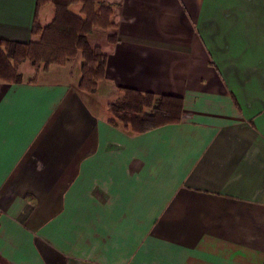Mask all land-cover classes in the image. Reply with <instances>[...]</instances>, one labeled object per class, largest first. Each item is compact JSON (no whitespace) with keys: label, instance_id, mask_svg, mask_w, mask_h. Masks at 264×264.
Wrapping results in <instances>:
<instances>
[{"label":"crops","instance_id":"1","mask_svg":"<svg viewBox=\"0 0 264 264\" xmlns=\"http://www.w3.org/2000/svg\"><path fill=\"white\" fill-rule=\"evenodd\" d=\"M104 2L96 95L0 81V264H264V0ZM35 9L0 0V39L32 41ZM120 89L181 121L110 124Z\"/></svg>","mask_w":264,"mask_h":264},{"label":"trees","instance_id":"2","mask_svg":"<svg viewBox=\"0 0 264 264\" xmlns=\"http://www.w3.org/2000/svg\"><path fill=\"white\" fill-rule=\"evenodd\" d=\"M43 3L54 6V18L42 28L38 23V12ZM74 5H80L78 12L71 9ZM112 14V6L104 0H36L31 33L40 35L39 40L24 43L0 39V81L22 82L17 71L22 61L29 60L32 66L41 63L48 67L62 65L80 53L82 62L77 87L82 92L94 93L98 82L105 78L107 56L99 46L89 44L88 35L93 29L114 27ZM115 40L114 35L108 36L109 42ZM120 91V100L108 105L112 125L120 124L131 132L142 133L182 119V97L141 94L131 89Z\"/></svg>","mask_w":264,"mask_h":264},{"label":"rangeland","instance_id":"3","mask_svg":"<svg viewBox=\"0 0 264 264\" xmlns=\"http://www.w3.org/2000/svg\"><path fill=\"white\" fill-rule=\"evenodd\" d=\"M80 8V5H74L71 6L72 10H78ZM113 15V14H112ZM54 18V6L51 3H43L38 12V23L40 26L43 28L44 26L48 25ZM111 22L112 21V16H111ZM114 24V23H113ZM113 28V27H111ZM109 28V29H111ZM108 30V29H107ZM107 30H102V29H93V31L88 35V42L91 46H99L102 50V47L98 45V42L100 39L104 40V38H107L108 36H112L113 34L108 35L106 32ZM108 35V36H107ZM35 37L32 41L36 42L39 40L40 35H34ZM100 42V41H99ZM103 42V41H102ZM82 59L80 53L72 59H69L62 65H57V64H51L48 67H44L43 64H39L38 66H32L29 62V60L22 61L17 68L18 73L21 74L22 81L27 80V81H48V82H54L57 81L61 78V76L64 77V75H67L69 72H73V75L77 76V84L78 80L80 78V65H81ZM74 75V78H75ZM104 80V79H102ZM101 80V81H102ZM99 81L97 84V89L94 93H86L83 92V94H88V95H96L98 91V86ZM76 84V86H77ZM78 89V87H77ZM79 90V89H78ZM80 91V90H79ZM82 92V91H80ZM122 96L121 91H118L115 95L111 96V99H113L111 102L108 103V105L112 102H116L120 100Z\"/></svg>","mask_w":264,"mask_h":264}]
</instances>
